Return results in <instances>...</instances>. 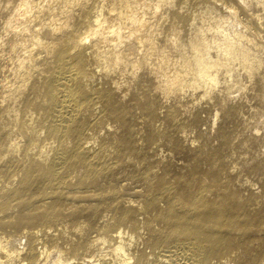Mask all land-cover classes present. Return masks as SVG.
<instances>
[{
	"label": "bare ground",
	"instance_id": "bare-ground-1",
	"mask_svg": "<svg viewBox=\"0 0 264 264\" xmlns=\"http://www.w3.org/2000/svg\"><path fill=\"white\" fill-rule=\"evenodd\" d=\"M253 80L264 110V0H0V212L21 210L0 227L28 229L27 247L0 236V264H264V242L259 252L244 242V256L229 253L235 237L264 223V209L248 213L230 177L218 188L219 149L197 151L211 163L210 185L197 182V164L170 180V168L160 173L142 154L143 144L157 152L189 142L185 128L201 123L204 104L219 107L214 128ZM135 89L142 116L165 128L134 129L125 101ZM254 128L264 131V119ZM71 196L96 202L87 207L94 216L111 214L106 236L59 243L47 224ZM80 250L95 253L72 256Z\"/></svg>",
	"mask_w": 264,
	"mask_h": 264
},
{
	"label": "rangeland",
	"instance_id": "rangeland-1",
	"mask_svg": "<svg viewBox=\"0 0 264 264\" xmlns=\"http://www.w3.org/2000/svg\"><path fill=\"white\" fill-rule=\"evenodd\" d=\"M183 5L188 13L196 12V14H199L197 11L199 4L189 3L188 5ZM127 76L128 74L126 73H119L116 75V79L123 82L126 80ZM141 80L144 92L147 93L150 90L148 87L150 86V82L145 79ZM247 87V90L231 96L234 97V99L230 101L229 107H233L235 110L231 112L228 118H226L223 112H220L218 125L214 128L212 127V118L215 114V109L219 107L215 108L212 107V104H204L203 107L205 110L199 112L201 123L185 128L189 142H164L163 146L160 148L162 151L159 149L157 152L150 150L145 146L146 144H143L142 154L144 158L149 162L151 161V163L159 161L158 165H151L156 171L163 173L164 168H170L172 173L167 176V179L170 180H172L175 175H187L190 168L197 164L199 167V180H197V182H204L210 185L213 183V176L209 174L211 163L206 158L200 157L197 151L201 148L204 149L205 152L219 149L220 153L216 161L219 163L221 162L222 165L217 169L218 188L224 189L226 182L230 177L227 188L236 193L239 201L247 204L246 211L248 213L255 214V212L264 209V131L261 130L260 134H255L256 129L254 128L264 119V110L259 107V99L262 92L260 83L257 80H253L248 82ZM129 94L126 96L127 98L125 102L130 108V120L136 131L140 132L142 135H146L145 133L150 126L160 130L165 128L167 123H163L162 119L157 122L149 117L142 116L140 110L136 107L135 102L131 101L132 99L130 97H133V94H136L137 97L142 99V90L135 89ZM215 97L219 96L216 95ZM245 97L247 99H245ZM188 99L189 98H184L182 102L186 103ZM175 102L176 100L172 98L169 100L168 105L174 106V104L176 105ZM157 107L160 108V111H164V109L161 110V103L158 102ZM182 109L180 110L181 115L184 114ZM219 129L224 132V140L226 141V144H223L222 142L223 139L220 136ZM98 132L102 137L105 136V131L98 129ZM173 136L175 137L173 139H176V133L173 134ZM192 141H195L194 146L189 147L188 145L191 144ZM175 144L179 145V149L174 147ZM130 171V168L125 166L123 176L128 175ZM3 181L4 180H0V188ZM123 184H127L129 187L132 186V183L129 180L125 181V183L123 182ZM96 189L97 187H89L84 190L94 191ZM122 191L126 194L131 193L126 189H123ZM210 197L214 198L211 194ZM89 200V198H76L73 196L66 198L63 201L62 215L54 222L47 224V226L60 231L61 239L59 240V243H63L64 247L68 246V244L65 243L66 241L77 240V236L79 239L83 240L96 239L102 234H104L103 236H106V232L102 229V226L108 219L104 217L108 216V218H110L111 214L107 211H102L98 216H94L87 207L89 205H95L96 202H90ZM72 205L75 206L72 207ZM10 207L12 210L0 212V219H4L5 221L11 220L13 216L19 214L21 211L20 208L15 206V203H11ZM34 208L35 205L30 207L27 212L32 211ZM34 228L39 230L42 227L35 226ZM250 228L252 231L250 237L244 241L238 240V238L236 239L235 237L234 240L237 245L233 246V248L229 250V253L232 255L244 256V242L251 243L254 252L262 250L264 242V223L259 222L252 225ZM27 230L26 227H0V236H8L12 241L13 246L23 248L27 247V240L23 238V234ZM81 251L82 250L72 254V256L78 254V257H83L85 254L95 253H87L84 250L82 253ZM106 259H112L111 255L107 256ZM214 261L216 262V260H213V262Z\"/></svg>",
	"mask_w": 264,
	"mask_h": 264
}]
</instances>
